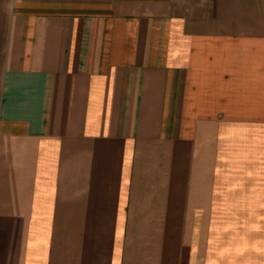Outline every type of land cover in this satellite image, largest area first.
Segmentation results:
<instances>
[{"label": "crops", "instance_id": "obj_1", "mask_svg": "<svg viewBox=\"0 0 264 264\" xmlns=\"http://www.w3.org/2000/svg\"><path fill=\"white\" fill-rule=\"evenodd\" d=\"M0 264H264V0H0Z\"/></svg>", "mask_w": 264, "mask_h": 264}]
</instances>
